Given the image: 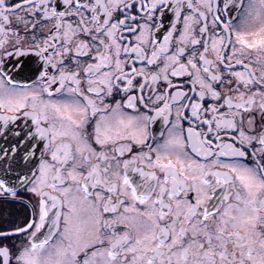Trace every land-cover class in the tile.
Here are the masks:
<instances>
[{"label": "snow or ice", "instance_id": "1", "mask_svg": "<svg viewBox=\"0 0 264 264\" xmlns=\"http://www.w3.org/2000/svg\"><path fill=\"white\" fill-rule=\"evenodd\" d=\"M0 264H264V0H0Z\"/></svg>", "mask_w": 264, "mask_h": 264}, {"label": "flooded vegetation", "instance_id": "2", "mask_svg": "<svg viewBox=\"0 0 264 264\" xmlns=\"http://www.w3.org/2000/svg\"><path fill=\"white\" fill-rule=\"evenodd\" d=\"M0 207H7V208H11L14 210L17 206H15V205H4L2 202H0Z\"/></svg>", "mask_w": 264, "mask_h": 264}]
</instances>
